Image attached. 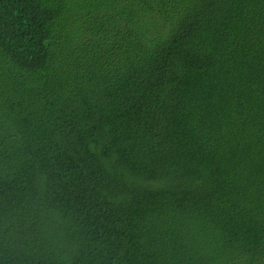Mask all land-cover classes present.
Segmentation results:
<instances>
[{
    "label": "trees",
    "instance_id": "1",
    "mask_svg": "<svg viewBox=\"0 0 264 264\" xmlns=\"http://www.w3.org/2000/svg\"><path fill=\"white\" fill-rule=\"evenodd\" d=\"M0 264H264V0H0Z\"/></svg>",
    "mask_w": 264,
    "mask_h": 264
}]
</instances>
